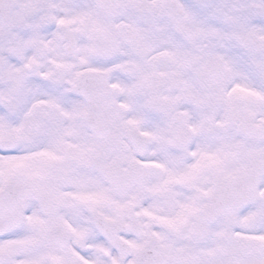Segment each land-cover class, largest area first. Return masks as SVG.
Segmentation results:
<instances>
[{
	"label": "snow or ice",
	"instance_id": "6c2138e0",
	"mask_svg": "<svg viewBox=\"0 0 264 264\" xmlns=\"http://www.w3.org/2000/svg\"><path fill=\"white\" fill-rule=\"evenodd\" d=\"M0 264H264V0H0Z\"/></svg>",
	"mask_w": 264,
	"mask_h": 264
}]
</instances>
